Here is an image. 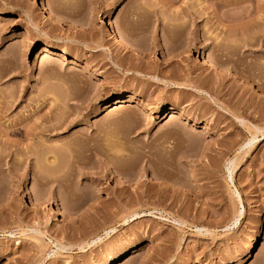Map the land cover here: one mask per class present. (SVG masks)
I'll list each match as a JSON object with an SVG mask.
<instances>
[{
  "label": "rangeland",
  "instance_id": "obj_1",
  "mask_svg": "<svg viewBox=\"0 0 264 264\" xmlns=\"http://www.w3.org/2000/svg\"><path fill=\"white\" fill-rule=\"evenodd\" d=\"M263 31L264 0H0V264H264Z\"/></svg>",
  "mask_w": 264,
  "mask_h": 264
},
{
  "label": "bare ground",
  "instance_id": "obj_2",
  "mask_svg": "<svg viewBox=\"0 0 264 264\" xmlns=\"http://www.w3.org/2000/svg\"><path fill=\"white\" fill-rule=\"evenodd\" d=\"M34 4L38 7V10H39V13L40 14H42L43 16H45V18H48V19H50L51 21H55V22H65V21H67L68 19L66 18V17H64V16H59L58 14H56L54 11H52L51 9H49L48 8V6H47V4H45V3H37L36 1H34ZM74 21V20H73ZM34 27V25L30 22V23H27L24 27H23V31H21L20 33H18L19 35H21V34H25V33H28V32H30L31 31V29ZM105 30H106V32L109 34V37L110 38H113V39H115V40H117L119 43H121L122 45H123V47L127 50V51H129V52H131V53H138V48L133 44V42L131 41V40H129L128 38H126L124 35H122L121 33H119L117 30H115V29H113V30H110V29H107V28H105ZM235 30V29H234ZM262 36V35H261ZM261 36H259L258 38H260ZM257 38V39H258ZM260 40V39H259ZM262 41L264 42V31H263V39H262ZM245 42V41H244ZM262 42V43H263ZM30 44V47H33L34 46V43L33 42H31V43H29ZM43 47H42V49H41V52L42 53H44L45 55H50V54H57V55H59L61 58H67L66 56H68L67 54L69 53V50L66 48V47H61V48H57L56 46L57 45H54V44H44V45H42ZM161 49V48H160ZM161 53H162V57L163 56H165V57H167V52H165V50L162 48L161 49ZM73 62L74 63H78V64H80V66H81V69H83V70H88L89 68L91 69V65H90V63H88V62H79L78 61V59H73ZM209 60L208 59H206L205 57H204V59L202 60V63L203 64H206V65H208L209 64ZM216 63V62H215ZM216 64H218V63H216ZM223 72V71H222ZM100 75V74H99ZM176 84V83H175ZM120 97H122V93H119V94H116V96H114L113 98H114V100H116V101H120L121 99H120ZM130 99L131 98H134V95L133 94H131L130 95V97H129ZM129 99V100H130ZM171 113H172V116L173 115H175V113L176 114H184L185 113V111H183L181 108L179 109V108H176V107H172V109H171ZM195 122H197V120L196 119H193ZM47 135V134H46ZM51 138V137H50ZM49 139V138H48ZM52 153V152H51ZM54 154V153H53ZM46 155V154H45ZM51 155V154H50ZM56 155V154H55ZM51 157H53V159H52V161H51V159H49L50 158V156L49 157H47L49 160H50V162H51V164L53 165V163L55 164V162H53L55 159H57V158H55L54 157V155L53 156H51ZM48 159H47V161H48ZM44 160V159H43ZM46 161V160H45ZM46 161V162H47ZM47 164V163H46ZM48 164H50L49 162H48ZM107 233H108V231H107ZM106 233V234H107ZM97 237V236H96ZM101 239V238H100ZM84 242V247L86 246V245H88L90 242H88V240H84L83 241ZM60 243V242H59ZM62 244V243H61ZM59 245V244H57L56 243V245H58V246H60V248H61V246H63L62 248H67L68 246L67 245ZM81 245V248L83 247V245L82 244H80ZM130 252V251H129ZM134 252H135V250H134ZM128 254H130V253H128ZM131 254H133V253H131ZM115 262H118L117 260H115L114 258L113 259H111V260H109V261H107V262H105V264H113V263H115Z\"/></svg>",
  "mask_w": 264,
  "mask_h": 264
}]
</instances>
